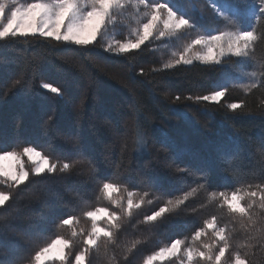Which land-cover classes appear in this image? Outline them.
<instances>
[{
	"label": "trees",
	"instance_id": "trees-1",
	"mask_svg": "<svg viewBox=\"0 0 264 264\" xmlns=\"http://www.w3.org/2000/svg\"><path fill=\"white\" fill-rule=\"evenodd\" d=\"M175 2L197 20L202 30L224 28L210 10L201 17L198 6L203 5L205 0ZM230 2L237 4L239 0ZM252 22L257 34H264V18L253 17ZM123 23L120 22L111 33L112 41L104 38L102 43L105 46L114 40L130 38V30ZM247 23L245 21L241 27L247 29ZM190 38L185 36L180 41H174L170 47L160 41L152 42L147 48L142 46L143 51L113 56L108 61L99 59L101 54H109L103 53L97 45L89 55L93 64L99 67H94L80 54L62 55L57 52L50 55V45H54V41L37 42L29 37L13 42L8 48H0V146L20 151L25 146L34 145L38 150L48 151L51 148L56 154L67 153L69 147L64 143V137L75 133L82 140L84 156L97 169L100 180L119 183L121 192L118 195L126 197L127 192L132 191L134 199L144 196L143 204L133 211V216L126 221L119 234L120 247L113 250L110 245L107 254L103 247L99 252L93 251L90 254L92 264H110L114 254H122L135 241L139 243L130 255L131 264H143L146 256L172 239L186 238L190 241L195 227L202 226L203 220L211 215H216L220 226L226 227L233 250L246 255L250 264H264V243L251 239L252 233L244 224L209 199L212 191H232L264 182V161L259 154L261 141L264 140V88H250L253 82L259 85L258 79L250 73L255 70L253 65L259 68L264 64V40L255 43L251 62L226 57L222 59V65L194 62L193 65L165 69L163 65L174 59L172 53L182 51L183 44ZM37 60L39 66L31 90L19 89L15 90V95L3 96L12 81L22 73L31 75ZM82 66L87 67L95 80L84 93L67 77V73L73 72L82 78ZM100 68L104 70L100 71ZM141 69L143 75L140 74ZM64 73L66 75L60 76ZM41 82L60 87L65 90L66 96L63 99L54 97V94L39 87ZM222 85L227 91L219 103L195 100L196 96L219 90ZM97 87L106 91H96ZM177 95L180 96L179 101L175 99ZM188 96L193 99H187ZM228 103H242L244 107L232 112L226 107ZM93 109L99 112L97 120L92 119ZM106 121L118 131L112 138L115 143H112L108 153L103 150L105 140L107 143L110 137L108 132L102 129L99 135L93 133L101 129ZM45 122H48L47 125ZM138 128L146 133L147 151L133 144ZM236 131L249 141L243 149H238L235 143ZM125 138L128 143L122 153ZM165 141L171 145L168 151H165ZM118 164L121 165L119 168ZM146 168L157 178L159 191L143 183L141 174ZM178 168L188 171L179 172ZM201 171L205 173L204 178L198 176ZM77 172L83 175L77 176ZM87 175L86 162L77 165L72 179L68 181L74 189L85 194L83 199L64 192L63 181L49 182L50 192L38 190L40 201L55 193L60 194V199L53 201L51 211H45L53 220L66 218L67 215L79 216L77 231L90 228V223L82 217L83 210L97 206L112 207L102 197L97 199L99 193L94 191V185L82 183ZM0 187L7 190L5 185ZM29 189H38V186L33 184ZM192 189H196L195 193L180 209L166 213L152 224L144 223L145 215L163 206L168 199L175 200ZM161 192L166 195L161 196ZM145 193L148 195L145 196ZM149 200L152 203H148ZM69 202L77 206L73 207ZM20 203L27 202L21 200ZM254 210L258 219L264 216V209L256 207ZM37 211L38 204L34 201L29 214L23 218L25 223L37 222ZM42 227L45 229L44 236L34 239L31 248L42 245L45 237L55 238V233L71 239L70 231L58 230L53 224ZM257 227L261 224L258 223ZM202 242L211 241L205 237ZM81 247L77 238L74 251H79ZM4 253L5 250L0 249V256ZM26 260L27 252L25 264Z\"/></svg>",
	"mask_w": 264,
	"mask_h": 264
},
{
	"label": "snow or ice",
	"instance_id": "snow-or-ice-1",
	"mask_svg": "<svg viewBox=\"0 0 264 264\" xmlns=\"http://www.w3.org/2000/svg\"><path fill=\"white\" fill-rule=\"evenodd\" d=\"M200 15L210 10L224 28L202 30L197 20L189 16L188 11L177 6L175 0H0V48H8L10 44L24 38H32L37 42H51L49 54L57 52L62 55L80 54L90 64H93L89 55L97 45L103 53L101 60H111L113 56L120 57L135 50L143 51L154 41H160L170 47L174 41H180L185 36L191 38L183 44L182 51L173 52L174 59L165 63V69L175 68L177 65H193L194 61L202 65H222V58L237 57L240 62H251L254 45L258 40H264V34L258 35L252 18H264V0H239L233 4L230 0H205L199 5ZM247 21V29L241 25ZM118 22H124L129 28V37L126 40H114L105 46L102 41L112 32ZM235 28L236 30H229ZM147 42V43H146ZM42 59V58H41ZM39 60L33 64L31 75L22 73L12 81L10 88L3 93L15 95L19 89L31 90ZM94 67L99 65L93 64ZM254 69L250 75L257 78L250 88H264V64ZM100 68V71H103ZM259 73V75H258ZM143 75V69L140 70ZM82 75L88 85L95 83L87 67L82 66ZM40 88L54 97L63 99L65 90L51 83L41 82ZM227 88L220 86L207 95L196 96L197 101L219 103L225 96ZM177 101L180 96L175 97ZM187 99H193L188 96ZM227 109L235 112L244 107L242 103H228ZM264 115V113H262ZM52 117H49V121ZM48 122H45L47 125ZM146 133L138 128L135 132L133 144L140 150L147 151L145 142ZM234 140L238 149H243L249 141L239 131L234 132ZM64 143L69 147L67 153L56 154L51 148L48 151L38 150L37 146H25L21 151L15 148L0 146V185L7 186V190H0V249L5 253L0 256V264H92L90 254L104 248L105 254L111 245L113 250L120 247L118 237L126 221L133 216V211L139 209L144 202V196L134 199V193L128 191L126 197L118 195L121 192L119 183L110 180H100L98 171L92 162L84 156L85 148L82 140L75 133H68ZM115 141H113V144ZM127 139L122 145V153L126 150ZM171 147L165 141V151ZM111 151V145L106 146ZM260 157L264 161V140L260 144ZM23 157H27L28 167ZM88 163V175L85 181L94 185L98 191L97 199L101 197L112 206H97L90 210H83L82 217L90 223V228L77 231L80 217L67 215L66 218L51 219L45 210L51 211L53 201L60 199V194L40 201L38 190L50 192L52 181H63L64 192L78 199L85 197L84 193L74 189L69 180L77 165ZM174 163V161H173ZM121 165L118 164L119 168ZM179 172H187L185 168H178ZM77 176L83 175L77 172ZM145 185L155 191L157 178L151 171L141 174ZM200 178L205 173H198ZM264 179V177H262ZM36 184L38 189H29ZM23 186V187H21ZM25 189H29L25 192ZM196 189L185 193L175 200L168 199L163 206L145 215L146 224L158 221L166 213L173 212L185 205L189 196ZM148 193H145V196ZM161 196L166 193H160ZM19 198V199H18ZM209 199L219 204L221 210L237 218L252 233L251 239L264 243V216L257 218L255 208L264 209V182L246 188H236L232 191H212ZM27 203L21 204L20 201ZM37 202V222L25 223L24 217L29 214L32 202ZM73 207L77 205L73 202ZM148 203H152L151 200ZM58 221V222H57ZM261 227H257V224ZM53 224L58 230L70 231L71 239L55 233L44 238L42 245L31 248V242L44 236L42 225ZM208 237L211 242H202ZM79 239L82 247L74 251V244ZM139 241H135L120 255H113L110 264H131L130 255ZM227 254V255H226ZM250 264L246 255L233 250L230 236L226 227L220 226L218 217L211 215L204 219L200 227H195L191 240L175 238L169 243L146 256L143 264Z\"/></svg>",
	"mask_w": 264,
	"mask_h": 264
},
{
	"label": "rangeland",
	"instance_id": "rangeland-1",
	"mask_svg": "<svg viewBox=\"0 0 264 264\" xmlns=\"http://www.w3.org/2000/svg\"><path fill=\"white\" fill-rule=\"evenodd\" d=\"M189 14V13H188ZM120 22H118L117 23V25L119 24ZM125 26H126V28L129 30V28L127 27V24L126 23H123ZM116 29H114L112 32H110L109 33V35L108 36H106L105 38L106 39H108V40H110V41H112V34L111 33H113L114 31H115ZM154 42H159V41H154ZM224 58H226V57H224ZM224 58H222V59H224ZM194 62H196V61H194ZM60 75V74H59ZM64 75H66L65 73L64 74H62V75H60V76H64ZM67 77L69 78L68 80L70 81V82H72V84H77V88L82 92V93H84L85 92V90H86V87L88 86V82H87V80H85L83 77L82 78H80V76H78L77 74H73V72L72 73H67ZM102 90L103 91H106V89H101L100 90V88H96V91H100V92H102ZM108 90V89H107ZM128 106L130 107V104L128 103ZM92 119H98V116H99V112H98V110L96 111V109H93V113H92ZM102 125V124H101ZM99 129V128H98ZM96 129V130H94L93 131V133L95 132V134H97V135H99L100 134V131L103 129V131H107L108 132V135L110 136L109 137V139L107 140V143H106V140H105V145L103 146V150H105V152L106 153H108L109 151H106V146H109V145H111L112 146V143H113V140H112V138L116 135V134H118V131L117 130H115L114 129V127L113 126H110V124L106 121V122H103V125L101 126V129ZM97 131V132H96ZM82 134V133H81ZM112 149V148H111ZM21 151V150H20ZM111 152V151H110ZM111 157V155H109V158ZM23 160H24V162H25V166L26 167H28V161H27V157H23ZM1 186V185H0ZM0 190H2L1 189V187H0Z\"/></svg>",
	"mask_w": 264,
	"mask_h": 264
}]
</instances>
